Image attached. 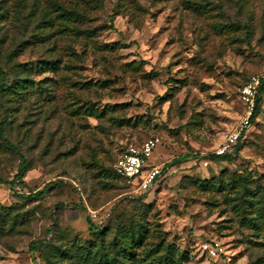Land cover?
I'll use <instances>...</instances> for the list:
<instances>
[{"label":"rangeland","instance_id":"rangeland-1","mask_svg":"<svg viewBox=\"0 0 264 264\" xmlns=\"http://www.w3.org/2000/svg\"><path fill=\"white\" fill-rule=\"evenodd\" d=\"M0 66L28 161L26 187L0 184V264H264V90L240 151L211 159L264 76V0H0ZM149 139L164 172L129 191L114 164ZM19 164L0 139V177Z\"/></svg>","mask_w":264,"mask_h":264},{"label":"built area","instance_id":"built-area-1","mask_svg":"<svg viewBox=\"0 0 264 264\" xmlns=\"http://www.w3.org/2000/svg\"><path fill=\"white\" fill-rule=\"evenodd\" d=\"M264 76L254 75L240 90V100L244 105V114L238 129L228 135L223 145L215 151V155L222 157L231 153L241 138L247 133L252 124L257 97ZM159 144V139H149L136 146L129 147L114 164V171L133 186L135 191L145 193L152 189L161 177L162 169L158 165H151L150 158ZM206 161L205 165L208 166ZM212 255L219 254L220 247L204 245Z\"/></svg>","mask_w":264,"mask_h":264},{"label":"trees","instance_id":"trees-1","mask_svg":"<svg viewBox=\"0 0 264 264\" xmlns=\"http://www.w3.org/2000/svg\"><path fill=\"white\" fill-rule=\"evenodd\" d=\"M0 76H1V83H0V95L2 92H5L7 90H9L10 85L8 83V74L1 68L0 66ZM264 90V80L262 81L261 87L259 89V95L257 97V102H256V108H255V112L254 115L252 117V123L258 118V116L261 113V109H262V99H261V94ZM0 107H3V105L0 103ZM6 126H7V119L4 118L3 121L0 124V139L4 142V144L16 151L19 156H20V164L18 166V170H17V174L15 175L14 179L12 181H7L3 178L0 177V184H5L10 186L11 189H15L18 185H21L23 187H26V182L24 180L25 178V174L28 168V161L27 158L24 156L23 151L17 147L15 144H13L6 136ZM240 141L238 142V144L235 146L234 150L222 157L216 156V155H212L211 159L213 161H221V162H230L232 160V158L240 151ZM172 164H168L166 165V167H171ZM114 171V170H113ZM164 172V169L162 171V174ZM114 173L116 174V176L118 178H120L125 185L127 186L128 190L131 191L133 189V186L131 184H129L127 182V180L123 179L122 177H120L115 171ZM161 174V175H162ZM159 180V179H158ZM56 183H50L48 186H46L44 189L34 192V193H30L28 195H23V194H17V198L20 200H24V201H30V200H41L43 199L48 192L51 190V188H53V186ZM148 192V191H147ZM146 193V192H145ZM139 199H144V196H140ZM64 205L59 203L56 205V207H63ZM89 224L91 225L92 229H93V225L91 223V221H89ZM44 246L43 243H41L40 245L36 246L35 244H32L31 246V252L34 254L37 251H39L42 247Z\"/></svg>","mask_w":264,"mask_h":264}]
</instances>
